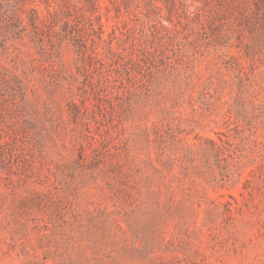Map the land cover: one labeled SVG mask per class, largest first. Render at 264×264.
<instances>
[{
  "label": "rangeland",
  "instance_id": "obj_1",
  "mask_svg": "<svg viewBox=\"0 0 264 264\" xmlns=\"http://www.w3.org/2000/svg\"><path fill=\"white\" fill-rule=\"evenodd\" d=\"M0 264H264V0H0Z\"/></svg>",
  "mask_w": 264,
  "mask_h": 264
}]
</instances>
